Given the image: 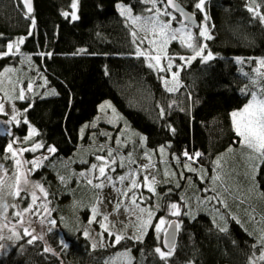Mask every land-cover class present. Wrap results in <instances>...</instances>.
Segmentation results:
<instances>
[{
  "label": "trees",
  "instance_id": "trees-1",
  "mask_svg": "<svg viewBox=\"0 0 264 264\" xmlns=\"http://www.w3.org/2000/svg\"><path fill=\"white\" fill-rule=\"evenodd\" d=\"M178 1L204 22L194 7L197 0ZM256 1L260 15L249 11L247 0H206L212 38L205 41L203 55L192 62L182 64L174 58L182 66L178 70L180 85L169 92L164 86L165 74L149 67L145 56L135 54L137 45L141 49L142 44L139 40L133 43L131 33L135 30L117 7L123 3L141 14L146 8L143 0H77V20L71 19L73 0H34L32 15H26L21 0H0V53L7 50L9 42L25 37L22 53L44 72L46 88L55 92L47 96L28 92L20 102L22 120L15 130L25 135V120H30L43 148L56 149L50 161L65 160L82 141L81 127L94 120L100 104L110 99L131 126L145 133L150 149L167 151L174 167L176 160L187 158L185 152H200L201 164L211 173L214 158L240 142L231 113L251 100V92L259 95V88H264V73L255 72V62L246 74L235 62L238 56L264 57V21L260 18L264 16V0ZM65 12L69 13L67 18ZM82 49L86 51L81 53ZM209 51L213 58L204 60ZM19 58L20 54L1 57L0 73L7 66L18 65ZM11 142L12 136L0 133V159L8 166L12 164L7 150ZM88 166L76 165L79 170ZM32 179L45 186L51 200L64 189L55 184L49 170L35 171ZM192 179L205 186L195 173ZM258 179L264 192V163ZM177 184L163 182L155 199L158 216L162 213L170 220L178 219L181 225L177 248L167 260L155 252L162 247V235L154 231L156 222L143 239L126 236L119 244L95 223L104 235L102 248H93L92 240L84 235V224L75 223L69 237L58 229L32 243L31 236L22 237L0 255V264H104L106 259L126 252L134 254L133 264H252L254 259L256 264H264L256 259L264 246L227 210H221L227 227L221 231L224 224L210 214L187 213L189 189L184 193L185 186ZM173 203L180 206L179 215H172Z\"/></svg>",
  "mask_w": 264,
  "mask_h": 264
},
{
  "label": "rangeland",
  "instance_id": "rangeland-1",
  "mask_svg": "<svg viewBox=\"0 0 264 264\" xmlns=\"http://www.w3.org/2000/svg\"><path fill=\"white\" fill-rule=\"evenodd\" d=\"M247 1L250 7L255 10V13H259L260 8L257 1ZM145 4L146 8L143 13L135 14L132 11V15H140L143 17L154 15V12L146 11V9L152 8V4ZM156 6L158 8H163L159 0H157ZM73 11H75L77 15L78 7L72 9L71 13ZM204 13L209 17L205 5ZM204 13L201 12L203 17ZM177 17L176 15V18ZM126 19L129 24L133 26L138 37L145 35L140 28L144 23L143 20L139 21L137 24H133L130 19L127 17ZM161 19L167 21L169 18L161 16ZM177 21L179 20L177 19ZM171 27L177 28L179 24L173 21ZM204 27L205 23L202 21L199 29L187 25V31H190L193 36L191 42L196 47L204 46L205 41L208 39L199 36L200 31ZM206 28L207 34L210 36L208 24H206ZM177 35L178 38L176 40H169L166 48L161 47L159 40H157L156 45L149 44L148 40H145L140 49L145 52L144 56L148 63H154V61L148 58L149 55H161L160 67L165 69V71H161L165 74L164 80L166 79L169 81V87L175 86L176 88H178L180 82L178 78L177 80H173L172 75L173 73H178L180 67H177L178 64L174 58L178 57L182 64H188L186 63L188 58L194 56L193 50L186 45H182L179 34ZM148 38H153L150 33L148 34ZM17 40L18 39L9 42L12 43L14 47L12 53L8 55L20 54L19 64L7 66L0 73V104H3L4 109L3 112H0L2 115L0 116V133L12 136L11 145L16 152L14 157L12 152H9L12 159V164L10 166L0 159V165L3 166L0 168V180L3 181L2 185H0V255L8 252L18 240L26 236L24 233L25 228L31 233V235H27L29 237L35 236L39 238L43 236L44 238L45 235L55 229H58L63 236L69 237L71 236L74 224L81 223L84 224L85 231L88 232V237L92 240V244L96 245L95 248H102L106 244L104 235H100V233H103L100 229L105 231V229L100 226L101 222L107 225L108 233L121 234L125 237L140 235L137 216L141 214L138 210H136L135 213L127 210L131 206L130 198L135 194L136 201L140 207L149 208L154 212L155 215L152 224L155 222L157 224L161 217L170 221V219L162 213L158 216L159 209L157 206L159 205L155 203L158 187L163 182L176 184L179 182L181 187L185 186L183 188L184 193L189 189V194L186 198L188 214H196L203 211L213 216L216 221L225 226L226 219L221 211L225 209L232 218L236 217L235 220H238L243 228L260 243V236L262 231H264V192L260 187L258 179L261 163L259 159H249L250 156L256 157L258 154L242 145V137H240L239 144L228 147L214 158L212 165L213 171L211 173L206 166L201 164V155L195 157V155L188 154V156H192L193 159L189 160L188 157L185 159H178L176 160V167H174L169 160L167 151L164 149V153L161 154V148L159 150L150 149L147 144L145 133L131 126L129 120L116 107L113 101L106 99L100 104L99 111L94 120L87 122L81 127L80 135L82 141L74 154L66 157L65 160L51 162L50 157L54 153H49L47 151L48 148L45 149L43 147L36 151L20 152V149H31L34 144L39 143L36 140L38 130L30 120H25L28 125V130L25 135H21L15 130L16 126H18L22 120L20 102L25 100L28 92L30 94H42L45 96L55 92L46 88L47 81L44 72L38 69V66L30 56L22 53V44L19 45V49L17 50L15 47ZM7 51L8 49L5 52ZM8 55L0 56V58ZM169 57H173V66L170 70L167 69ZM180 57H184L185 59L181 60ZM197 57L199 56H196L195 59ZM260 59H264V57L258 56L254 58L238 56L235 57V62L238 64L239 70L246 74L249 67L256 61L254 70L257 74H262L264 73V67L258 63ZM193 60L194 59H192L191 62ZM238 60H242L243 62H238ZM155 69L159 71L157 68ZM21 92L24 96L23 99L18 98ZM243 108L233 112H239ZM13 117H15V120H13ZM33 129H35V133L32 132ZM110 149L112 150L111 156L108 155ZM230 149L231 151H229ZM45 156L48 158L43 159ZM97 156L105 157L108 160L110 168L106 169V173L112 177V180L116 183V188L126 191L131 186V179H136L137 183L141 186L128 192L127 197L118 193L111 187L107 180L104 181L105 187L103 189L93 188L87 183V180L91 178L93 184L100 182V180L96 179L98 176V169L95 171L91 169V165L96 164L99 166L102 163V161L96 159ZM129 157L131 160L128 159ZM149 157L151 160H149ZM34 159L42 161V164L39 168L29 172L28 170L32 168V165L25 163V161H32ZM113 159L116 160L115 164H111ZM16 160L21 161L19 172L26 173L27 180L31 184L38 183L42 185L33 180L32 175L37 170L45 169V171L49 170L53 174L55 184L64 187V189L60 191V194L55 200H51L49 192L45 186L42 185L48 193L47 197H44V194L37 190L36 195L38 199L33 206L32 212H25L24 209L32 203L31 193L21 191L18 197L11 194L14 191L12 186L15 184L16 175H18L15 165ZM121 162L124 165L123 167H121ZM82 163H89L88 168L79 170L76 165ZM150 163L154 165V167H149L148 169L142 168L143 165H148ZM185 165H190L191 168L196 169V171H189ZM112 168H114L115 171H111ZM254 168L255 171H253ZM5 171L7 173L6 175ZM129 172L133 173V175L121 184L118 179L119 176L127 175ZM82 173L84 175H81ZM166 173L168 174L166 175ZM193 173L198 176L201 183H204L205 186L194 183L192 179ZM145 176L148 177L149 183L155 178V183L151 185L155 188V193L149 191V188L145 186ZM201 176L204 178L201 179ZM217 176H219L220 179L214 182V178ZM61 177H63V181ZM20 181L21 186H23L24 176H20ZM53 188L57 190L56 186H53ZM205 189H207V191H205ZM213 189H215V191H213ZM98 197L102 201L99 204H97ZM212 197H216V199H211ZM221 201L226 203L227 207H224V203ZM119 202H122V206L119 212H116L114 210L115 205ZM13 205H15V207H13ZM41 205H46L47 211L45 208L41 207ZM94 207L98 209L95 220L92 219V209ZM17 212L21 213V215L17 216ZM104 215L108 216L107 221L103 220ZM221 216H223L224 219H221ZM41 218H43V223H41ZM142 218L146 219L147 214H142ZM51 220L56 221L55 225L49 223ZM95 223L99 224V230L94 226ZM165 227L167 226L165 225ZM50 228L51 231H49ZM33 229H35V231H33ZM160 234L163 237V233ZM110 236H113L115 240L114 235ZM144 236L145 235H143L142 239ZM161 249L166 251L163 247H161ZM134 260V254L126 252L106 259L104 264H133Z\"/></svg>",
  "mask_w": 264,
  "mask_h": 264
},
{
  "label": "snow or ice",
  "instance_id": "snow-or-ice-1",
  "mask_svg": "<svg viewBox=\"0 0 264 264\" xmlns=\"http://www.w3.org/2000/svg\"><path fill=\"white\" fill-rule=\"evenodd\" d=\"M21 2L24 4L25 8L27 9L26 15L30 14L32 12V3L31 0H21ZM144 3H151L152 4V8L146 9V11L148 12H154V15L152 16H148V17H143L140 15L137 16H133L132 15V8L130 6H126L124 4H118L117 7L120 10V14L123 16H126L128 19H130L132 21L133 24H137L139 21L143 20L144 23L142 26H140L141 31L145 33L144 36L138 37L136 31H133L131 33L132 37H133V43H136L137 40H139V42L142 44L144 43L145 40H148L149 44L152 45H156L157 40L160 41L161 43V47L162 48H166L169 40H176L178 38L179 34V39L182 45H186L188 48L192 49L194 52V56L188 58V60L186 61V63H190L192 59H195L196 56H202L203 55V50L204 47L206 46H200V47H196L194 46V44L191 42L193 40V36L191 34L190 31H187V24L185 23V21H190L194 18V14L192 13H186L185 10L183 9V7L178 4L176 2V0H159V3L163 5V8H158L157 5V0H143ZM204 5H205V0H197V2L194 4L195 9L199 10L200 12L204 13ZM77 7V0H73L72 3V8L76 9ZM172 8L174 10V12H178L180 14L181 17H183L182 20L177 21L176 15H174L173 11H169L168 9ZM249 11L255 12V10L253 8H249ZM63 15L67 18L69 16V13L65 12L63 13ZM256 15H260L259 13H256ZM161 16H166L169 19L167 21L162 20ZM79 17L76 15L75 11H73L71 13V19L72 20H77ZM204 23H205V27L200 31L199 36L201 37H206L208 39H211L212 37L209 36L207 34V28H206V24L207 21L209 19V17L207 16L206 13H204ZM262 21H264V16L260 17ZM173 21H176L179 24V27L177 28H172L171 24ZM31 25L34 28L35 27V19L32 18L31 20ZM152 35V39L148 38V34ZM29 35H31V32L29 33ZM25 40V37H20L18 38V40L15 43V47L17 48V50L19 49V45L23 44ZM14 45L12 43H9L7 45V49L8 51L0 54V56L3 55H8L10 53H12ZM86 50H80L81 53H83ZM137 56H144L145 52L141 51L139 46L137 45V49H136V53ZM40 55H45L44 53H40ZM47 55H51L50 53H48ZM150 60L154 61V63H149V67H154L157 68L159 71H165V69L163 67H160V62H161V55L157 54L155 56H150L148 57ZM204 60H208L213 58L212 57V53L209 51L208 55L203 57ZM181 60H184V57H180ZM238 62H243L242 60H238ZM258 63L264 67V59H260L258 61ZM172 58L169 57L168 58V64H167V69L170 70L172 68ZM177 67H182L180 65H178ZM178 78V73H173L172 75V79L173 80H177ZM163 79V78H162ZM254 83H256V81H254ZM164 86L167 89V91L169 92H173L176 90V87H169V81L168 80H164ZM55 94V93H53ZM19 99H23V93L21 92L20 96L18 97ZM3 104H0V112H3ZM163 109H161V115H163ZM231 117L233 120V124L235 126V132L237 133V135L239 137H242V145L246 146L248 149L252 150V152L258 154V156L256 157H249V159H259L260 163H264V88H259V95L257 92H251V100L249 101L248 104H246L244 106V108L239 111V112H233L231 113ZM13 120H15V117H13ZM26 122V121H25ZM33 133H35V129L32 130ZM142 139H146V138H142ZM119 143V141H118ZM43 147L42 143H36L33 145V147L31 149H20V152H24V151H36L37 149H40ZM7 150L9 152H12L13 157L16 155V152L13 150L12 145L9 144L7 146ZM47 151L49 153H55L56 149L54 147H49L47 149ZM231 151V149L229 150ZM161 154L164 153V149L161 148L160 149ZM108 155L111 156L112 155V150L110 149L108 152ZM147 155V153H146ZM185 156L188 157L189 160L193 159L192 156H188V153L185 152L184 153ZM201 155V153L196 152L195 153V157H199ZM48 157L45 156L43 157V159H47ZM97 160L102 161V163L98 166L96 164L91 165V169L93 171L98 169V176L96 177V179L100 180L99 183H95L93 184V180L91 178H89L87 180V183L89 185H91L93 188L95 189H103L105 187V180H107L109 182V184L111 185V187H113L118 193H120L121 195H123L124 197H127L128 192L133 191V189H137L139 188L141 185L137 183L136 179H131V186L126 190V191H122L119 188H116V183L112 180V177L110 175H107L106 173V169L110 168V164L108 162V160L105 157H100L97 156L96 157ZM129 160H131V158H128ZM149 160H151V158L149 157ZM134 162V161H133ZM21 161L20 160H16L15 161V165L17 168V173L18 175H16V181L15 184L12 186L14 188V191L11 193L12 195L15 196H19L21 191H27L31 193V198H32V203L30 205H28V207H26L24 209L25 212H32L33 206L36 204V200L38 199L37 195H36V191L39 190L40 192H42L44 194V197H47L48 193L47 191L43 188L42 185L36 183V184H31L28 180H27V175L26 173H22L19 172V166H20ZM25 163H29L32 165V168L29 169L28 171L31 172L33 170H35L36 168H39L42 164V161H38V159H34L32 161H25ZM116 160L113 159L111 161V164H115ZM123 163L121 162V167H123ZM3 166L0 165V168H2ZM149 167H154V165H152L151 163L148 165H143L142 168L143 169H148ZM186 168H188L189 171H196V169L191 168L190 165H185ZM111 171H115L114 168L111 169ZM253 171H255V168L253 169ZM6 171H5V175H6ZM168 173H166L167 175ZM81 175H84L83 173ZM133 173L129 172L127 175H121L119 176V182L121 184L124 183L125 180H128L130 176H132ZM20 176H24V181H23V186H21V181H20ZM103 178V179H101ZM204 177L201 176V179H203ZM220 179L219 176L214 178V182L215 180ZM61 180L63 181V177H61ZM144 182H145V186H147L149 188V191H152L153 193H155V188H153L151 185L155 183V178H153V180L151 181V183L148 182V177L145 176L144 177ZM3 181L0 180V185H2ZM177 187H179V184H177ZM205 191H207V189H205ZM213 191H215V189H213ZM211 199H216V197H212ZM131 200V206L127 209L130 212L135 213L136 210L139 211V213L141 215L137 216V220L139 221L138 224V231L140 232V235L134 236V237H130L131 239H136V240H141L143 235L146 234V231L149 227L152 226V220L154 217V212L149 209V208H142L140 207V205L137 203L136 201V196L135 194H133V196L130 198ZM101 199L98 197L97 198V204L101 203ZM222 203H224L223 201H221ZM122 206V202H119L115 205V211L119 212L120 208ZM13 207H15V205H13ZM41 207L45 208V210L47 211L46 205H41ZM224 207H227V204L224 203ZM170 208L172 209V215H179L180 214V206L178 204H171ZM93 212V217L92 219L95 220V216L98 213V209L96 207H94L92 209ZM147 214V218L143 219L142 218V214ZM187 214V213H186ZM17 216H20L21 213L17 212L16 213ZM38 215V213H37ZM221 219H224L223 216H221ZM233 219H236V217H233ZM103 220L107 221L108 220V216L104 215L103 216ZM41 223H43V218H41ZM50 224L55 225L56 221L51 220L49 221ZM91 223V221H90ZM237 223H239V221L237 220ZM165 225L167 227H165ZM101 228H104L105 231H108L107 229V225L105 223H100ZM180 226V224L178 222H169L168 220H166L164 217H161L158 221V223L154 226V231L156 234H160L163 233L164 235V243L168 248V251H163L161 248L157 247L155 249V252L159 254L160 259L162 260H167V258L169 256H171L173 254V250H174V231L173 232H169V229H178ZM221 231H227V227H223L220 229ZM33 231H35V229H33ZM49 231H51V228L49 229ZM24 233L25 235H31V233L28 232V229L25 228L24 229ZM85 236H88V232L85 231L84 232ZM101 236H103V233H100ZM109 235H114L115 236V240H114V244H119L121 242V240L125 239V236L121 235V234H116V233H111L109 232ZM40 239H43V236L39 237ZM159 238V235L158 237ZM37 239V237L33 236L32 240H29V243H32L33 240ZM63 243L64 247H67V243ZM260 243L262 245H264V231H262L261 236H260ZM96 245L93 244V248H95ZM45 251H51V249L46 248ZM256 259L260 260V261H264V251L261 252V255L259 257H257ZM252 264H256V260L254 259L252 261Z\"/></svg>",
  "mask_w": 264,
  "mask_h": 264
},
{
  "label": "water",
  "instance_id": "water-1",
  "mask_svg": "<svg viewBox=\"0 0 264 264\" xmlns=\"http://www.w3.org/2000/svg\"><path fill=\"white\" fill-rule=\"evenodd\" d=\"M176 2L183 7V9L185 10L186 13H192V14H194V18L192 20H190V21H185V23L188 26H193L194 28L199 29L201 27V20L198 18V15L194 11H192V10L188 9L187 7H185L178 0H176ZM31 3H32V9L33 10H32V12L29 15H32L34 13V0H31ZM169 10L174 12V10L172 8H169ZM174 14H176L181 20L183 19V17H181L178 12H174ZM169 222H178L180 224V221L178 219H172ZM173 231L175 233V235H174V244H175V246H174V250H173V252H174L176 250V248H177V245H178V241H179V237H180V231H181V225L179 226L178 229H175V230L169 229V232L170 233L173 232ZM162 241H163V248L166 251H168V248H167V246L164 243V235L162 237Z\"/></svg>",
  "mask_w": 264,
  "mask_h": 264
},
{
  "label": "bare ground",
  "instance_id": "bare-ground-1",
  "mask_svg": "<svg viewBox=\"0 0 264 264\" xmlns=\"http://www.w3.org/2000/svg\"><path fill=\"white\" fill-rule=\"evenodd\" d=\"M255 63H256V61H255ZM213 170V169H212ZM162 247H163V241H162Z\"/></svg>",
  "mask_w": 264,
  "mask_h": 264
}]
</instances>
